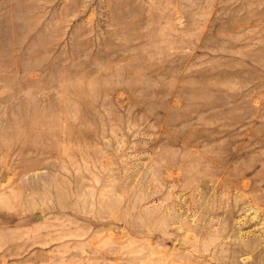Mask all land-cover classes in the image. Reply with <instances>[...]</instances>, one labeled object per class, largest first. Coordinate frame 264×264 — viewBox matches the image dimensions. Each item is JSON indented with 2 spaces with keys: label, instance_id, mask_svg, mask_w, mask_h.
Here are the masks:
<instances>
[{
  "label": "rangeland",
  "instance_id": "1",
  "mask_svg": "<svg viewBox=\"0 0 264 264\" xmlns=\"http://www.w3.org/2000/svg\"><path fill=\"white\" fill-rule=\"evenodd\" d=\"M0 264H264V0H0Z\"/></svg>",
  "mask_w": 264,
  "mask_h": 264
}]
</instances>
